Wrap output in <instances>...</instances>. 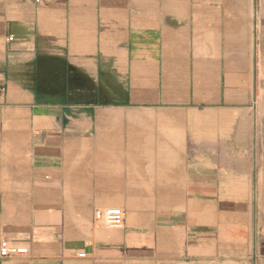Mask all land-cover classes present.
Wrapping results in <instances>:
<instances>
[{"label":"crops","instance_id":"0c3cea01","mask_svg":"<svg viewBox=\"0 0 264 264\" xmlns=\"http://www.w3.org/2000/svg\"><path fill=\"white\" fill-rule=\"evenodd\" d=\"M3 241L28 252L0 264H264V0H0Z\"/></svg>","mask_w":264,"mask_h":264},{"label":"built area","instance_id":"2783aa9c","mask_svg":"<svg viewBox=\"0 0 264 264\" xmlns=\"http://www.w3.org/2000/svg\"><path fill=\"white\" fill-rule=\"evenodd\" d=\"M13 39V37L9 38L10 41H13ZM95 220L106 224L109 228L120 229L125 224V212L116 207L96 210ZM27 252L28 249L25 247L12 248L7 241L1 243L0 254L3 258H9L14 254H26Z\"/></svg>","mask_w":264,"mask_h":264}]
</instances>
